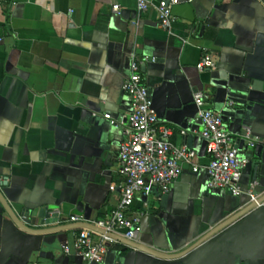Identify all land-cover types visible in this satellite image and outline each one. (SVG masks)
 Returning <instances> with one entry per match:
<instances>
[{
	"label": "crops",
	"instance_id": "1",
	"mask_svg": "<svg viewBox=\"0 0 264 264\" xmlns=\"http://www.w3.org/2000/svg\"><path fill=\"white\" fill-rule=\"evenodd\" d=\"M147 1L145 14L138 0H8L0 6V192L34 231L20 229L0 202V264H264V207L174 259L117 241L102 263H89L63 251L82 228L43 233L52 228L33 227L35 210L94 221L118 208L121 193L110 186L124 180L118 157L129 137L124 85L133 60L142 62L162 123L174 128L173 144L193 149L199 167L194 172L183 164L169 194L154 191L135 201L128 215L141 216V232L134 242L166 255L183 253L251 202L245 194L208 189L195 92L221 113L251 160L241 189L258 182L264 195V0H197L196 22L174 17L168 30L157 1ZM206 54L215 67L199 71Z\"/></svg>",
	"mask_w": 264,
	"mask_h": 264
},
{
	"label": "built area",
	"instance_id": "2",
	"mask_svg": "<svg viewBox=\"0 0 264 264\" xmlns=\"http://www.w3.org/2000/svg\"><path fill=\"white\" fill-rule=\"evenodd\" d=\"M156 1L161 25L168 30L174 21L172 8L179 5L181 0ZM7 2L8 0H0V6ZM150 8V2L138 0L140 14L147 13ZM112 9L117 14L121 11L118 4H114ZM141 65V61L133 60L129 78L124 85L125 98L130 106L126 119L129 137L121 144L118 157L124 180L110 186L111 191L121 193L118 208L105 219L87 221L80 215H73L67 219L58 215L55 222L50 225L38 223L33 226L35 229H48L68 223L90 224L99 229L103 233L84 228L76 237L72 247L69 245L63 247L66 255L73 254L89 263H102L109 253L110 245L117 242L108 234L123 236L130 241L137 240L141 232V216L131 217L128 213L138 198L148 197L154 191L162 195L169 194L173 184L183 172V164L192 166L194 172L199 171L195 163L197 153L186 145L177 147L173 144L174 128L163 124L159 118L151 92L142 78ZM214 67L215 59L209 54L203 56L197 65L199 71ZM194 103L198 109V120L202 125L199 136L206 144V153L209 158L208 189L225 190L233 196L245 194L251 198V202L256 203L258 208L264 207V202L258 203L260 196H255L256 189L259 187L258 182H253L246 192L241 189L242 176L250 164V159L239 151L237 141L227 130L221 113L207 108L205 94L202 91L195 92ZM104 118L111 120L113 125H117L112 115L105 114ZM247 132H250V129H247ZM181 134L186 135V131L182 130ZM249 145L253 146L254 143L250 142Z\"/></svg>",
	"mask_w": 264,
	"mask_h": 264
},
{
	"label": "water",
	"instance_id": "3",
	"mask_svg": "<svg viewBox=\"0 0 264 264\" xmlns=\"http://www.w3.org/2000/svg\"><path fill=\"white\" fill-rule=\"evenodd\" d=\"M197 0H181L180 4L177 6H174L172 8V15L175 18H182L185 19L188 22L191 23H195L197 20V15H196V6H195V2ZM129 11H122V15H128ZM154 104V103H153ZM245 138H248L249 143L253 142V139L251 137V135H248V133H246ZM237 146H238V141H237ZM250 146V145H249ZM239 147V146H238ZM251 163V160H250ZM250 165V164H249ZM248 165V166H249ZM259 195V193L256 191L255 192V196L257 197ZM0 202L2 203V205L4 206V208L6 209L7 213L9 214V216L11 217V219L13 220V222L22 230L24 231H28V232H34L31 231V229L28 226H25L22 224L21 220L19 219V217L14 213V211L11 209V207L8 205V203L6 202V200L4 199L2 193L0 192ZM264 202V195L259 197L258 199V203H262ZM256 203L254 202H250V204L245 207L243 210L239 211L238 213H236L235 215H233L232 217H230L229 219H227L225 222H223L222 224H220L218 227H216L215 229H213L212 231H210L207 235H205L200 241H198L197 243H195L190 249H188L187 251L183 252V253H179V254H175V255H166V254H162L159 253L153 249H150L148 247H144L141 246L137 243H135L134 241H130L127 239H123L121 237L115 236L113 234H108L111 238L115 239L118 242H121L125 245H128L129 247H132L134 249H139L141 251H144L146 253L152 254L158 258H163V259H174V258H180L182 255L192 251L193 249H195L197 246L203 244L204 242H206L207 240H209L210 238H212L213 236H215L216 234H218L219 232H221L222 230H224L225 228H227L228 226H230L232 223L236 222L238 219L242 218L244 215L248 214L249 212H251L252 210H254L256 208ZM33 215L38 218V221H36L34 225L40 223L41 225H50L53 222H55V220L57 219L58 215H50L49 211L47 210H43V211H33ZM29 216V211L26 212V216L25 218L27 219ZM73 228H89V229H93L97 232L103 233L102 231H100L99 229H96L94 227H92L90 224H71L70 227H57V228H53L47 231H44L43 233H59V232H63V231H67L69 229H73ZM49 229V228H48ZM37 230V229H35Z\"/></svg>",
	"mask_w": 264,
	"mask_h": 264
}]
</instances>
